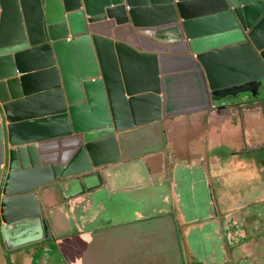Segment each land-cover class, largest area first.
<instances>
[{"label": "water", "instance_id": "95a60500", "mask_svg": "<svg viewBox=\"0 0 264 264\" xmlns=\"http://www.w3.org/2000/svg\"><path fill=\"white\" fill-rule=\"evenodd\" d=\"M263 99L264 0H0L3 252L53 241L36 190L70 179L114 222L169 215L200 261L205 161L154 183L148 156L164 118ZM246 193L233 207L263 203Z\"/></svg>", "mask_w": 264, "mask_h": 264}, {"label": "crops", "instance_id": "0c3cea01", "mask_svg": "<svg viewBox=\"0 0 264 264\" xmlns=\"http://www.w3.org/2000/svg\"><path fill=\"white\" fill-rule=\"evenodd\" d=\"M257 104L264 107V103L255 102L164 118L161 132L165 152L148 156L154 183L163 176L164 164L170 176L176 164L192 165L204 159L213 199L218 200L222 214L228 203L246 191L254 187L264 190V114H255ZM199 124L205 127L201 133L197 130ZM157 132L154 139L160 145L159 129ZM198 135L201 140L197 143L203 144L204 151L212 141L211 152H195ZM179 136L184 137V145L174 143ZM188 153L192 159L184 158ZM73 183L74 180L61 179L36 190L53 241L7 255L0 243V264H182V259L186 264L179 226L178 241L169 215L114 222L119 215H104L101 202L91 205L85 201L81 205L87 193L73 195L77 190L71 187ZM100 213L102 217H98ZM80 227L87 230L81 231Z\"/></svg>", "mask_w": 264, "mask_h": 264}, {"label": "flooded vegetation", "instance_id": "af4514ba", "mask_svg": "<svg viewBox=\"0 0 264 264\" xmlns=\"http://www.w3.org/2000/svg\"><path fill=\"white\" fill-rule=\"evenodd\" d=\"M255 102L264 103V99L242 103L241 105H251ZM238 106H240V104ZM250 191H253V193L261 191L263 198L259 200L264 202V190L254 187V189L252 188L246 192ZM246 192L239 198L247 195ZM235 202L228 203L226 205L228 206L226 213L222 214L219 211V202L215 199L214 203L217 213L216 218L218 219L219 224L217 225L213 223L212 226H208L204 229L205 234H198L197 238L191 237L195 242L194 251L199 253L200 261L193 255L194 253L186 247L185 242L182 239L183 233L180 232L182 246L186 255V264H249L244 260V258L236 257L233 252L239 241L247 239L246 235L248 230L245 229L246 227L244 224L246 221L250 220L248 217L253 214L259 215L260 217L264 216V208L261 207L264 203L260 204L256 201L254 208L247 209L249 205L243 207H233ZM198 223L202 224L203 222ZM215 227H217V229Z\"/></svg>", "mask_w": 264, "mask_h": 264}, {"label": "rangeland", "instance_id": "374dc122", "mask_svg": "<svg viewBox=\"0 0 264 264\" xmlns=\"http://www.w3.org/2000/svg\"><path fill=\"white\" fill-rule=\"evenodd\" d=\"M255 106H257V107H255V114H257V116L260 117V115L264 114V107L262 106V104H257ZM213 124H215V120L211 121V127H214V126H212ZM203 127L204 126L201 124H199L197 126V130H199V133H201L203 131ZM198 136L199 137L195 140V143H194L195 144L194 147L196 148L195 152H197V153L198 152L199 153L200 152L201 153L202 152H204V153L211 152V145H212V147L214 146L212 144V141L210 140V142L207 143V148L204 151L203 144L197 143L198 141L201 140L200 135H198ZM182 139H183V141H182ZM182 139L179 136L178 139L175 140L174 143L178 142V144H179V142H180V144L183 143V145H184L185 141H184L183 136H182ZM261 142L264 146V141H261ZM189 148H192V147H189ZM189 153H190V151H189ZM189 153L187 155H185L184 158L192 159L191 157H193V155L189 154ZM180 157H183V155ZM256 169L259 171V169H261V168H259L257 166ZM248 219H250V220L246 221L244 224L246 227L245 229L248 230L247 235H246L247 239L246 240L243 239L237 243L233 254L238 258L239 257L244 258V260L246 262H248L249 264H264V216L260 217L259 215L253 214V215L249 216ZM249 230L251 231V233Z\"/></svg>", "mask_w": 264, "mask_h": 264}]
</instances>
